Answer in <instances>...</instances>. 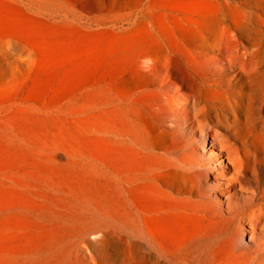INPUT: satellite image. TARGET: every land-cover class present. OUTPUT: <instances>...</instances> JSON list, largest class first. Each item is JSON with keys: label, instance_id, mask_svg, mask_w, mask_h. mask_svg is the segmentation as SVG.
I'll return each instance as SVG.
<instances>
[{"label": "rangeland", "instance_id": "374dc122", "mask_svg": "<svg viewBox=\"0 0 264 264\" xmlns=\"http://www.w3.org/2000/svg\"><path fill=\"white\" fill-rule=\"evenodd\" d=\"M228 1L240 2L244 17L259 23L264 35V0ZM67 2L85 28L41 29L60 49L34 57L0 92V237L17 230L19 250L37 251L46 263L81 264L84 248L88 262L106 264H226L228 250L244 264H264V231L253 240L248 236L257 204L252 192L260 186L253 181L241 189L222 187L228 205H220L215 219L189 223L193 237L175 231L171 216L155 219L159 203L149 196L146 175L166 160L186 170L190 185L197 183L199 200L220 202L213 177L195 180L200 151L206 153L203 165L209 161L213 110L201 115L202 136L185 131L176 118L156 120L174 135L161 146L153 130L140 133L136 114V123H127L133 94L123 100L118 121L115 92L124 81L133 82L139 53L111 28L140 10L155 18L164 7L190 8L192 0ZM215 97L203 89L204 102ZM182 157L191 160L184 166ZM119 202L131 212L118 213Z\"/></svg>", "mask_w": 264, "mask_h": 264}, {"label": "bare ground", "instance_id": "6f19581e", "mask_svg": "<svg viewBox=\"0 0 264 264\" xmlns=\"http://www.w3.org/2000/svg\"><path fill=\"white\" fill-rule=\"evenodd\" d=\"M192 4L182 10L164 7L155 18L140 10L111 28L117 30L116 35L129 39L139 53L133 82L124 81L115 92L118 121L124 111L123 100L133 94L135 106L125 110L127 123H136V114L140 133L153 130L161 146L174 135L156 126V120L176 118L185 131L202 136L201 115L213 110L208 124L209 161L203 165L206 153L200 151L195 180L204 183L213 177L220 202L210 205L212 200H199L197 183L190 185L186 170L166 160L158 171L150 170L146 175L149 196L159 203L155 219L171 216L175 231L181 228L182 236L193 237L187 230L189 223L217 218L220 205H228L227 190L244 188L249 180L260 185L256 195L252 192L257 204L248 220V236L253 240L256 232L264 231V35L259 23L244 17L240 2L192 0ZM144 9L149 11V7ZM57 26L72 27L77 32L85 28L80 14L68 8L67 0H0V92L34 57L60 49L41 32ZM203 89L217 97L204 102ZM122 132H118L120 136ZM185 158H181L184 166L191 160ZM224 186L227 190L222 189ZM124 210L127 207L119 202L118 213L124 214ZM149 218L154 219L153 215ZM80 254L81 264H106L102 260L88 262L84 248ZM133 254L139 256L136 251ZM227 255L226 264H244L233 251L228 250ZM0 264L60 261L46 263L37 251L21 252L18 231L14 230L0 237Z\"/></svg>", "mask_w": 264, "mask_h": 264}]
</instances>
